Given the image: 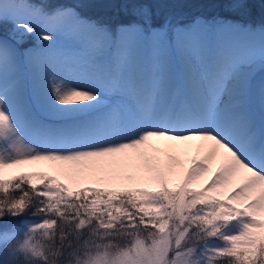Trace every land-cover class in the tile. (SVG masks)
Masks as SVG:
<instances>
[{
	"label": "snow or ice",
	"instance_id": "1",
	"mask_svg": "<svg viewBox=\"0 0 264 264\" xmlns=\"http://www.w3.org/2000/svg\"><path fill=\"white\" fill-rule=\"evenodd\" d=\"M258 2L264 15V0ZM211 3L223 16L180 24L169 14L157 25L166 0H114L125 19L113 26L72 9L48 14L23 0H0V23L23 35L36 32L30 22H41L38 39L48 42L20 53L0 39V141L7 144L0 148V193L27 184L44 197L48 213L65 217L67 210L70 220L83 225L99 218L109 228L116 217L153 227L149 221L169 212L209 204L210 214L197 217L205 225L250 218L225 237L230 246L218 254L234 258L232 264H264V137L249 110L246 65L220 50L214 74L201 73L195 100L170 99L161 107L156 93L126 88L102 65L62 55L70 37L83 38L90 49L142 40L175 46L178 35L195 46L208 33L264 39V23L242 22L257 0ZM259 105L264 120V84ZM29 195L0 199V215L22 214Z\"/></svg>",
	"mask_w": 264,
	"mask_h": 264
},
{
	"label": "clouds",
	"instance_id": "2",
	"mask_svg": "<svg viewBox=\"0 0 264 264\" xmlns=\"http://www.w3.org/2000/svg\"><path fill=\"white\" fill-rule=\"evenodd\" d=\"M194 208L183 215L169 212L158 223L149 221L153 227L142 226L143 221L131 227L116 217L111 228L99 218H86L82 225L78 219H68L66 210L65 217L55 214L29 225L23 234L0 230L4 233L0 235L2 264H196L191 253L203 236L199 230L189 233V228L205 225L197 217L212 209L196 216ZM5 215L16 216L5 211L0 219ZM223 264L232 262L226 259Z\"/></svg>",
	"mask_w": 264,
	"mask_h": 264
},
{
	"label": "rangeland",
	"instance_id": "3",
	"mask_svg": "<svg viewBox=\"0 0 264 264\" xmlns=\"http://www.w3.org/2000/svg\"><path fill=\"white\" fill-rule=\"evenodd\" d=\"M86 1L90 2L91 4L99 3L101 5H112L114 3V0H86ZM23 2L27 3L26 0H23ZM28 4H30V3H28ZM63 9L75 10L73 5H71V4H68L67 6L63 7ZM173 20H175V19H173ZM187 23L188 22H186L185 24H187ZM3 26L6 27L7 29H3ZM30 26L34 27L36 29V32H37L38 22H30ZM196 26L199 27V24H197ZM256 27H258V26H256ZM36 32L24 33L23 35H20L19 33H17L14 35L12 24L0 23V33H2V34L6 33L5 37H6V39L8 38V43L12 47L17 49L20 53H23L26 49L32 50L33 48H36L42 44L48 43L47 41L39 40L38 34ZM208 34L211 37L210 41L212 43H214V44L219 43L220 38L218 39L215 35H213V34L211 35L210 33H208ZM230 36L232 38H234L235 35L230 34ZM179 37L182 40V37L181 36H179ZM240 37L242 38L244 36H240ZM26 39L31 40L30 42L32 45L29 46L28 48H26L25 50H22L20 48L21 42H17V41H22V40L24 41ZM251 39H253V38H251ZM62 42H63V38H62ZM262 42L264 43V39L262 40ZM85 44H86L85 41L81 42V44L78 43V41L74 40V37H70L67 41H65L64 45H63V52H65L67 54V56H68L67 59L70 62H74V63L79 64V65H87V63H88L87 59L89 60V57H91V55H94V54H93V51H88V48H87V46H85ZM132 44L133 43H130V44L125 43V46H126L125 49L129 50L130 46ZM25 45H27V43H25ZM25 45L22 44V48L25 47ZM151 45H153V46L151 47ZM134 46H136L138 53H140V54H142V53L149 54L151 52V55H153V57L159 56L160 60L162 61V63L163 62L165 63L166 67L170 66L171 73L173 71L172 69H173V65L175 63V58H176L175 55L180 56L179 52L177 53L176 50H174L173 45H171V44H160L159 46H157L149 40H142V41L134 42ZM123 50H121V51H123ZM213 54H214V51H213ZM127 55H128V53H127ZM86 57H88V58L86 59ZM94 57H96V55H94ZM124 60L125 59H122V57L120 59L118 58L117 65L119 68L121 67V63ZM257 60L259 61L260 58H257ZM100 61L102 62V59H100ZM178 63H179V61H178ZM179 65H181V62ZM103 67L107 70L106 66H103ZM123 67H125V66H123ZM123 67L121 69H119L116 73L114 70L112 71V74H116V76L117 75L119 76V79L122 80V81L120 80L122 82V84L125 83V81L126 82L128 81V83H130L129 78H132V79L134 78L133 81L134 80L138 81L141 78H143L142 77L143 72L142 73L140 72L138 75L132 74L131 76H129V75L125 74ZM247 73L248 74H246L244 70L242 72V74L244 75V77L247 81V84H248L249 72H247ZM8 75H5V76L7 77ZM139 76H141V77H139ZM151 76H152L151 73L148 71V77L150 78V80H151ZM152 78H153V76H152ZM171 80L173 81L172 86L176 85L175 84L176 81L173 80V74L171 75ZM251 88H252V93H253L254 92L253 91L254 90L253 85H251ZM182 92H183L184 96L188 95V94L184 93L183 89H182ZM176 95H178V94H176ZM164 96H166V95H163L162 97H164ZM189 97H191L193 99L192 95ZM254 98H255V100H253V102H251L250 105H252L253 111L256 114V117L258 118L259 123L261 124L262 128H264V120H262L261 110H260V105H259V100H258L259 97H257L255 95ZM0 148H7V145L0 143ZM39 190L40 191L43 190L42 186L40 187ZM211 208H212V206L209 204H198L192 210V213H193V215H196V216L204 215L205 213L210 211ZM50 216H51L50 214H46V215H41L40 217H35V218L34 217H25L22 219L21 222L13 221L9 224V226H6L7 225L6 224L3 227H1L0 230L7 229L13 233L23 234L24 232H26L28 230L29 225L40 223L41 221H43L46 218H49ZM249 222H250V218H245L243 216H236V217H234L228 221H225L222 219L217 220L214 222L213 225L201 226L199 223L191 224V226L189 228V233H191L192 231H195V230H199L200 235L203 236L202 240L196 241V246L192 249L191 257L196 260V264H223L222 261L218 262V258L220 255L218 254L217 250L228 247L230 242L228 240L227 241L222 240V238L220 236H218V238H216L215 235L211 236L210 235L211 231L213 230V228L218 229V226L220 224H223L224 229H225L224 230L225 233L228 234L229 236H232V235H236L240 231H242L244 224L249 223ZM187 223H191V222L187 221ZM2 234H4L3 231H0V235H2ZM1 251H2V254H0V264H2L3 259H4L3 249Z\"/></svg>",
	"mask_w": 264,
	"mask_h": 264
},
{
	"label": "bare ground",
	"instance_id": "4",
	"mask_svg": "<svg viewBox=\"0 0 264 264\" xmlns=\"http://www.w3.org/2000/svg\"><path fill=\"white\" fill-rule=\"evenodd\" d=\"M58 10H61V9H58ZM55 11L57 10H54L53 12ZM77 38H78V43L80 44L81 42L85 41L81 37H77ZM210 38L211 37L209 36V34H206L204 38L195 46L186 45L182 42L181 38H179L178 44H177L179 50L176 52L177 53L179 52L180 56L175 55L176 58H175V63L173 65L172 73H171L170 66L166 67L165 63L164 62L162 63L159 56L153 57V55H151V52L149 54L138 53V50L136 46H134V43L130 46L129 50L125 49L126 48L125 43L120 44L119 49L121 50L124 49L123 51L124 54L121 52H114L115 54L114 67L117 65L118 58L120 59L122 57V59H125L124 60L125 67H126L124 69L125 74L131 76L132 74L138 75L140 72L141 73L143 72V76H142L143 78L139 80V86L149 87L150 92L151 90H153L152 93H156V99H158L159 96L162 97L163 95H166V93L169 91L170 86L173 83V81L171 80L172 74H173V80L176 81L175 84L178 85L179 88L181 87L185 94H188L186 95L187 97L192 95L193 97L195 96V98H197V93L199 90L198 79L203 69L202 63L204 61L209 62L215 68V65L211 62H212L214 55H216L218 59V56L220 53V52H218L217 54L214 53L213 55V51H216L215 49L216 47L214 43L210 41ZM262 40L263 39L259 37V35L252 36V37L244 36L242 38L237 35H235L234 38L230 36L229 40L226 41L223 53L226 55L228 59H230L234 63L236 64L242 63L246 65L245 68L241 69V73L244 70L245 73L248 74L247 72L257 69L255 72H256V75H258L259 73L264 71V66L260 64V60L259 61L257 60V58L264 56V51H263L264 43L262 42ZM85 46H87V48L90 50L87 44H85ZM152 46L153 45H151V47ZM90 51H93L94 55H98L100 57L102 56L105 57L109 55V53L100 54L102 53V48L91 49ZM113 57L114 55H112V58ZM197 61L199 62L197 63ZM216 61L217 60H215V64H216ZM180 62H181V65H179ZM119 69H121V67L114 69L115 73ZM6 71H7V68L5 69V75H6ZM148 71L153 76V78L151 76V80L148 77ZM155 71H157L156 75L153 74ZM113 75L116 76V74H113ZM116 77L119 79L118 75ZM131 79L132 78H129L130 83H131ZM6 83H7V80H6ZM157 101L158 102L161 101V98H159V100ZM158 105H160V103H158ZM256 126L260 128V131H259L260 135L264 137V133L262 132L260 125H256Z\"/></svg>",
	"mask_w": 264,
	"mask_h": 264
},
{
	"label": "trees",
	"instance_id": "5",
	"mask_svg": "<svg viewBox=\"0 0 264 264\" xmlns=\"http://www.w3.org/2000/svg\"><path fill=\"white\" fill-rule=\"evenodd\" d=\"M33 6L42 8L44 11L50 10L57 5L71 4L73 5L75 11L79 14L86 16L87 18L98 20L102 23H108L110 25H115L117 21L125 19L123 14L119 11L118 6L112 5H101L99 3L91 4L86 0H26ZM86 1V2H85ZM167 7L160 10V15L157 17V25L163 21L165 15L171 14L174 18L179 20L180 23H185L189 21L194 16H200L206 20H210L213 16L221 15L223 16V10L214 7L211 0H166ZM243 23H249L252 25L264 23V15L261 13V5L257 0V3L253 4L249 14L243 18ZM3 29H7L3 26ZM28 191L30 193L28 200L29 203L25 211L16 216L5 215L0 219V228L4 225L9 226L13 221L21 222L25 217H40L41 215L50 214L53 217L54 213H48L46 211V205L44 204V197L40 196L38 192H32L27 184L21 185L18 189H10L9 193H0V199L6 201H11V199L19 198V196ZM36 212V215L31 213ZM70 215V213H69ZM59 221V217L56 218ZM219 230L215 229L211 231L212 235H217ZM230 242V241H229ZM230 244L228 245V247ZM2 249H0V254H2ZM234 260L232 257L219 256L218 262L225 260Z\"/></svg>",
	"mask_w": 264,
	"mask_h": 264
}]
</instances>
